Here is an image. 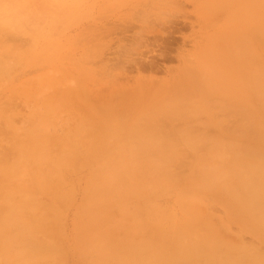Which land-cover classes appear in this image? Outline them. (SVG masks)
Masks as SVG:
<instances>
[{"label":"bare ground","instance_id":"1","mask_svg":"<svg viewBox=\"0 0 264 264\" xmlns=\"http://www.w3.org/2000/svg\"><path fill=\"white\" fill-rule=\"evenodd\" d=\"M80 1L61 0V7L71 10ZM202 2L203 16L224 13L223 27L217 31V21L208 22L214 32L182 56L184 67L173 81L139 80L78 120L68 135L56 129L70 127L62 115L93 94L78 84L71 88L70 78L67 87L57 86L66 73L41 75L15 91L35 104L23 120L28 128L14 124L16 99L0 104V117H6L0 127V264H67L63 214L78 192L70 248L84 264H264L263 251L216 235L197 209L206 193L216 195L233 220L254 223L264 243V0ZM17 4L0 0V28L18 24ZM14 36L0 40V87L25 54L24 42ZM35 60L29 62L39 64ZM34 66L20 76L39 73ZM49 89L46 98L38 97ZM214 111L240 116L230 135L213 139L157 120L162 115L186 123L205 114L220 127ZM179 142L196 154L183 180L171 170ZM171 188L183 211L180 221L157 202Z\"/></svg>","mask_w":264,"mask_h":264},{"label":"rangeland","instance_id":"2","mask_svg":"<svg viewBox=\"0 0 264 264\" xmlns=\"http://www.w3.org/2000/svg\"><path fill=\"white\" fill-rule=\"evenodd\" d=\"M4 2L7 5L11 2L19 3L17 11L21 14V19L17 21L15 27L8 26L11 30L0 28L2 31L0 40L3 36L15 35L14 37L24 42L22 49L25 54L16 62L17 67H14L10 75L13 78L9 81L6 78L1 82L0 104H4L8 96L18 101L16 108L20 115L14 118V124L21 126L23 120L30 117V111H33L35 104L25 99L22 90L17 94L15 91L30 79L41 75L57 74L60 77L62 73H66L68 77L63 80L65 86L61 85L62 82L57 86L67 87V80L70 78L71 88L78 84L81 85L80 88L87 87L93 95L75 101L80 107L76 106L77 109L74 108L72 113L62 115L64 120L69 121L70 127L62 125L56 129L63 131L62 134L65 135H68V128H74L82 117L91 116L89 112L97 111L99 108H95L103 102L106 103V100L119 91L135 88L139 80L153 81L154 85L173 81L184 67L185 56L192 55L199 45L205 43L206 37L214 32L207 29L208 22L215 19L219 31L223 27L224 16L223 12L203 16L199 10L202 0H81L77 7L74 6L71 10L68 5L61 7V0H4ZM51 18L55 21H51ZM15 22L12 21L13 25ZM33 39L36 40L35 43ZM29 53L34 56H28ZM32 58L39 61V64L30 63L29 60ZM61 62L62 68L52 66ZM31 65H37L34 67L42 69L39 73L20 76L21 71ZM48 91L38 97L46 98L53 90ZM24 100L27 104L30 103L29 107L23 104ZM3 116L4 114L0 117V127H3V119H6ZM193 118L194 121L183 123L178 121L177 117L159 115L157 120L169 119L167 125L172 123L176 128L189 127L193 132L205 133L213 136V139L230 135L241 120L236 112L214 111L213 118L220 124V128L209 124L208 115L199 114ZM28 127L29 123L26 124V128ZM221 129L225 131L224 134H221ZM11 134V131L7 133V139H10ZM69 139L70 137L62 141ZM176 148L179 156L172 163L171 170L177 179H187L191 175L196 154L184 142L177 143ZM76 176L73 175V178ZM216 197L214 194L206 193L197 205L198 211H202L201 215L208 220L210 229L225 240L241 242L240 244L249 250L264 252V243L259 238L262 234L257 231L254 223L244 225L240 219L233 220L226 203ZM81 198L82 193H76L75 205L63 214L67 264H84L82 260H77V256L75 257L70 248L74 236L72 229L74 207L79 205ZM157 202L161 207L168 209V212L170 210L176 221L184 217L177 202L175 188L169 189ZM143 204V201H139L138 206Z\"/></svg>","mask_w":264,"mask_h":264}]
</instances>
